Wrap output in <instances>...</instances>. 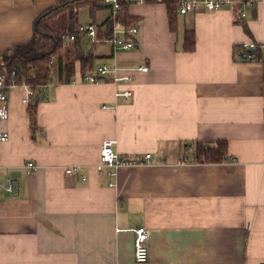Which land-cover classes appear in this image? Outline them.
Instances as JSON below:
<instances>
[{
    "label": "crops",
    "instance_id": "crops-1",
    "mask_svg": "<svg viewBox=\"0 0 264 264\" xmlns=\"http://www.w3.org/2000/svg\"><path fill=\"white\" fill-rule=\"evenodd\" d=\"M59 1L0 0V56L28 43L38 16ZM238 3L216 11L200 5L171 22L165 0L132 2L137 47L117 51L111 36L91 47L82 36L81 49L96 57L93 70L84 73L76 61L71 83L40 90L36 134L24 90L10 93L0 185L9 177L14 191L0 189V264H139L141 227L144 264H264V60L240 59L244 44L264 45V0L255 10L244 6L242 19ZM82 8L90 18L80 19V10L79 25L111 20L108 7ZM102 65L111 70L102 82L83 80ZM115 70L132 82H115ZM128 90L129 99L117 95ZM106 140H116L121 158L144 164L100 172ZM221 141L225 161H194L197 144Z\"/></svg>",
    "mask_w": 264,
    "mask_h": 264
},
{
    "label": "trees",
    "instance_id": "trees-1",
    "mask_svg": "<svg viewBox=\"0 0 264 264\" xmlns=\"http://www.w3.org/2000/svg\"><path fill=\"white\" fill-rule=\"evenodd\" d=\"M154 0H145V2ZM168 6L169 18L173 22L174 13L178 12L181 0H165ZM253 3L245 6V10L252 8L258 0H239L236 13L242 19V9L246 3ZM130 2H122L118 19L130 27L136 19L130 16L128 8ZM83 6H89L94 12L107 8L104 0H62L56 5L43 11L35 21L33 36L28 43L16 45L8 52L0 56V76H6L9 82L17 85L28 84L34 89L35 94L31 98L28 114L32 134L38 132L36 105L33 102L40 100V90L53 82L68 84L71 83L75 73V63L79 61L84 73L92 71L95 56L91 52L81 49L80 38L77 29L79 26V13ZM245 32L250 30L244 21ZM240 23V22H239ZM96 25V24H95ZM106 25V34L101 33ZM112 20L110 18L98 28L97 37L111 36ZM100 28V29H99ZM63 34L76 35V40L71 48H65L67 42L62 38ZM195 49V36L189 32L186 37V50ZM244 50H242L243 54ZM240 55V53H239ZM256 60H264V50L259 45L250 52ZM241 60H246L245 56ZM16 72L15 75L13 73ZM227 158V143L221 141L217 146L210 147L197 144L194 150V161L203 164L221 163Z\"/></svg>",
    "mask_w": 264,
    "mask_h": 264
},
{
    "label": "built area",
    "instance_id": "built-area-1",
    "mask_svg": "<svg viewBox=\"0 0 264 264\" xmlns=\"http://www.w3.org/2000/svg\"><path fill=\"white\" fill-rule=\"evenodd\" d=\"M127 2H137L142 3L145 0H124ZM262 1V0H260ZM123 0H104V4L111 11V37L109 41L112 43L115 50H133L137 47V42L132 36H136L138 34V27L136 25L127 27L118 19L119 10L121 8ZM228 0H181L180 6L178 9L179 14L188 15L197 10L198 6L203 5L209 11H216L222 9ZM253 4V3H252ZM250 2L246 3L244 6H251ZM246 15V11L242 12V16ZM77 33L80 36L95 38L97 36V26L95 24L88 25H79L77 29ZM62 38L65 42H74L76 40V35L63 34ZM259 44L255 42H249L248 44H244L243 46V56H245L246 60L255 61V57L250 55V52L256 49ZM264 50V45H260ZM140 72H148L149 68L141 67L139 68ZM115 82H128L131 83L133 77L129 74L121 75L115 70ZM111 70L107 65H102L97 69L96 75H85L83 80L88 83H99L102 82V79L105 78ZM16 72L13 73L15 75ZM15 89H23L25 92V97L22 102L24 104H30L31 98L34 96L35 91L28 84L23 83L21 85H17L13 82H9L6 76H0V123L9 119L10 111H9V96L10 93ZM118 96H123L126 99L132 97L133 93L131 90L125 91L124 93H118ZM105 108V107H104ZM10 139V135L8 132L0 130V150L4 143L8 142ZM116 140H106L103 142L100 151V159L101 163L98 166V170L102 172L104 168L111 170V176H115L116 170L120 167L124 166H138L143 165V160H130L121 158L114 149V145L116 144ZM151 155H147L146 159H150ZM27 168L30 170H35L36 166L33 163H28ZM74 169L69 168L66 173L68 175L74 174ZM85 179V177H84ZM3 188L7 192L13 193V181L9 177L6 178L3 186L0 185V189ZM148 241V230L144 227L138 228L135 230V261L139 264H144L149 260V249L147 245Z\"/></svg>",
    "mask_w": 264,
    "mask_h": 264
},
{
    "label": "rangeland",
    "instance_id": "rangeland-1",
    "mask_svg": "<svg viewBox=\"0 0 264 264\" xmlns=\"http://www.w3.org/2000/svg\"><path fill=\"white\" fill-rule=\"evenodd\" d=\"M87 10H89V8L87 7L86 8ZM86 9H84V8H82L81 9V11H82V15H80V19H84V18H90V15H89V11H85ZM81 11H80V13H81ZM98 22H100V21H98ZM98 26H101L100 24H97ZM97 31H98V28H97ZM98 40V37L96 36L95 38H92V40H91V42H92V46L91 47H93V44L96 42ZM98 63L100 62V60H98L97 61ZM15 92H18L19 91V89H15L14 90Z\"/></svg>",
    "mask_w": 264,
    "mask_h": 264
},
{
    "label": "water",
    "instance_id": "water-1",
    "mask_svg": "<svg viewBox=\"0 0 264 264\" xmlns=\"http://www.w3.org/2000/svg\"><path fill=\"white\" fill-rule=\"evenodd\" d=\"M241 57H244V56H241Z\"/></svg>",
    "mask_w": 264,
    "mask_h": 264
}]
</instances>
